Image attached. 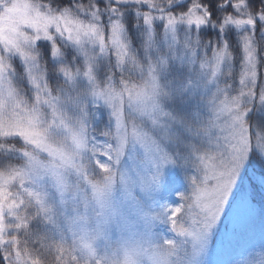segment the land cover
<instances>
[{
	"label": "snow or ice",
	"instance_id": "1",
	"mask_svg": "<svg viewBox=\"0 0 264 264\" xmlns=\"http://www.w3.org/2000/svg\"><path fill=\"white\" fill-rule=\"evenodd\" d=\"M0 264H264V0H0Z\"/></svg>",
	"mask_w": 264,
	"mask_h": 264
},
{
	"label": "rangeland",
	"instance_id": "2",
	"mask_svg": "<svg viewBox=\"0 0 264 264\" xmlns=\"http://www.w3.org/2000/svg\"><path fill=\"white\" fill-rule=\"evenodd\" d=\"M255 229H256V232L258 234L259 233V229H260V222L255 224Z\"/></svg>",
	"mask_w": 264,
	"mask_h": 264
},
{
	"label": "trees",
	"instance_id": "3",
	"mask_svg": "<svg viewBox=\"0 0 264 264\" xmlns=\"http://www.w3.org/2000/svg\"><path fill=\"white\" fill-rule=\"evenodd\" d=\"M258 222H259V220L257 219L256 223H258Z\"/></svg>",
	"mask_w": 264,
	"mask_h": 264
}]
</instances>
